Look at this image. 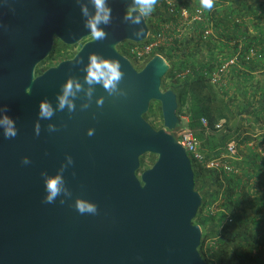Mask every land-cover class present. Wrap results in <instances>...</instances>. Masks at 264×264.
I'll list each match as a JSON object with an SVG mask.
<instances>
[{
  "label": "water",
  "instance_id": "95a60500",
  "mask_svg": "<svg viewBox=\"0 0 264 264\" xmlns=\"http://www.w3.org/2000/svg\"><path fill=\"white\" fill-rule=\"evenodd\" d=\"M107 5L111 22L98 25L107 36L95 40L85 27L95 15L90 0H0V108L7 107L18 130L6 139L0 128V264H211L198 250L201 227L193 223L202 196L191 159L173 134L180 124L176 94L162 89L169 62L155 53L135 68L117 45L146 37L144 17L140 24L124 19L139 15L134 0ZM90 35L72 57L36 73L54 38L74 43ZM92 54L119 63L117 92L86 83ZM70 78L81 85L69 97L75 111H60L57 97ZM44 100L53 108L51 119L38 117ZM151 101L160 104L159 128L143 116ZM50 124L58 131L49 132ZM144 153L156 158L139 172ZM66 155L74 160L63 173L71 196L44 203L41 172L56 175ZM23 157L31 163L22 164ZM77 199L96 204L98 213L80 214Z\"/></svg>",
  "mask_w": 264,
  "mask_h": 264
},
{
  "label": "trees",
  "instance_id": "16d2710c",
  "mask_svg": "<svg viewBox=\"0 0 264 264\" xmlns=\"http://www.w3.org/2000/svg\"><path fill=\"white\" fill-rule=\"evenodd\" d=\"M193 2L200 5L199 0ZM205 13L212 20V34L203 39L197 30L202 24H194L193 31L199 33L183 34L173 46L159 50L169 62L162 88L175 92L176 113L186 117L185 125L200 150L208 158L226 151L228 142L236 147L234 155L225 158L236 171L192 163L194 187L202 196L193 218L201 227L198 250L211 264H264V76H256V72L264 75V0H215L214 8ZM193 39L196 46L207 47L202 59L189 47ZM236 51V63L221 77L223 84L212 83L206 72L214 68L216 54L229 57ZM157 110L151 114L157 122L151 124L154 128L162 126L159 103ZM143 116L147 119L150 114ZM182 125L173 131L175 137ZM249 142L246 154L239 147ZM149 155L153 161L155 155Z\"/></svg>",
  "mask_w": 264,
  "mask_h": 264
},
{
  "label": "clouds",
  "instance_id": "9594fccd",
  "mask_svg": "<svg viewBox=\"0 0 264 264\" xmlns=\"http://www.w3.org/2000/svg\"><path fill=\"white\" fill-rule=\"evenodd\" d=\"M92 6L95 9V15L90 19H87L85 27L91 30V34L95 40H104L107 34L98 28V25H108L111 22V9L107 5V0H90ZM158 0H134V4L137 6L139 15L135 18L131 15H126L124 19L131 21L134 24H140L142 17H148L155 10ZM200 7L204 10L211 11L215 6V0H199ZM81 12L83 16L89 17V9L81 5ZM140 32L134 33L136 36H140ZM90 63L87 65L85 71V81L89 85L96 83H102L104 89L111 95L118 91L117 85L123 78V73L120 70V65L117 61L108 60L98 57L95 54L90 55ZM80 62V61H78ZM75 86V87H74ZM81 90V85L73 79H68L62 86V94L57 97L59 103L57 105L58 110L63 111L67 107L69 112L75 111V105L69 97H74L78 91ZM89 98L92 95L91 89L87 92ZM103 100H98L97 105L102 106ZM85 108L88 105H84ZM8 109L6 106L0 108V128L3 129V136L6 139L15 138L18 134V130L15 126V121L10 118L6 113ZM54 115L51 104L44 100L39 104V119H51ZM181 122V121H180ZM184 123V122H182ZM49 132L58 131L55 125H48ZM35 135H40V126L37 123L35 126ZM88 136L94 135V129H89ZM66 163L62 164L57 174L54 176L48 175L47 172H41V176L44 178L45 192L44 203H54L56 198L63 193L66 196H71V192L65 186V180L63 173L67 170L69 165H74L72 156L66 155ZM22 164L28 165L31 163L28 157L22 158ZM64 203L63 200L60 201ZM74 207L80 214L96 215L98 213L97 205L87 202L82 199H77Z\"/></svg>",
  "mask_w": 264,
  "mask_h": 264
},
{
  "label": "built area",
  "instance_id": "2783aa9c",
  "mask_svg": "<svg viewBox=\"0 0 264 264\" xmlns=\"http://www.w3.org/2000/svg\"><path fill=\"white\" fill-rule=\"evenodd\" d=\"M155 8V12L159 11L157 21L149 28L146 37L138 42L133 41L127 48L130 59L136 66H142L155 53L163 56L159 50L173 46L183 34L193 35L199 33L193 31L194 24H202V28L197 30L202 33L203 39L213 33L211 18L193 0H189L187 4L181 3L179 0H158ZM222 53L218 52L216 54L214 68L206 72L209 80L219 85L223 84L221 77L227 72L228 66L234 65L238 57L237 51L229 57H225ZM252 54L253 51H250L249 55ZM201 122L206 125L205 118H202ZM183 124L176 131L178 137L175 138L185 148L194 165L223 172L236 171L233 165L225 160L227 156H232L236 152L234 142L226 144V151L207 158L200 150V144L192 130L185 125V122ZM219 126L220 124H216V127ZM226 220L230 221L228 215Z\"/></svg>",
  "mask_w": 264,
  "mask_h": 264
},
{
  "label": "flooded vegetation",
  "instance_id": "af4514ba",
  "mask_svg": "<svg viewBox=\"0 0 264 264\" xmlns=\"http://www.w3.org/2000/svg\"><path fill=\"white\" fill-rule=\"evenodd\" d=\"M130 10L131 9H126L125 10V14H128ZM155 11H156V8H155V10L152 12V14L150 16H148L146 18L144 17V20L146 22V25L148 27V30H150L149 28H151L154 25V23L157 21V14H159V11H157V12H155ZM147 33H148V31H147ZM89 38H91V35L90 36L81 37L79 40H77L74 43H65V42H62L61 40H59L58 38H54L53 43H52V46H51V48H50V50H49L48 55L46 56V58L49 55H52V57L53 56H56V55L57 56H62V57H60V59L57 62H59V61H61L63 59L70 58L79 49V47L81 46V44L83 42H85L86 40H88ZM132 43H133V41H131L129 39H125V40H122L121 42L118 43L117 48H118V51L121 54H123L126 57H128L129 60L133 63V61L130 59V56H129V53H128V50H127V48L129 47V45L132 44ZM55 64H52V65H55ZM134 67L137 68V69L140 68L139 66H136V65H134ZM175 129L173 131H175Z\"/></svg>",
  "mask_w": 264,
  "mask_h": 264
},
{
  "label": "rangeland",
  "instance_id": "374dc122",
  "mask_svg": "<svg viewBox=\"0 0 264 264\" xmlns=\"http://www.w3.org/2000/svg\"><path fill=\"white\" fill-rule=\"evenodd\" d=\"M201 43H204L203 41H201ZM203 47V48H202ZM195 48H198L199 50L195 51L194 49ZM190 49L195 52V56L197 57V59H202L203 56H204V53H206L207 50V47H204V44H200V46L197 44V46L195 45V41L193 43H191V47ZM60 57L62 56H53L52 58H45L44 61L40 62L37 67H36V73L38 72H41L42 70H44L46 67L52 65V64H55L59 59ZM216 92V89L214 87L211 86V92ZM217 97H218V94H217ZM157 104H158V101H151L150 102V106H149V109H148V113L150 114V116L147 117V121L150 123V124H157V122L153 119V116L151 114L155 113V114H158V110H157ZM180 119L181 122H185L184 120V117L180 116ZM180 122V123H181ZM180 125V124H179ZM177 125V127L179 126ZM217 138V137H216ZM233 142V141H231ZM230 143V142H228ZM227 143V144H228ZM144 157L142 158V161H140V169H139V172L141 171V169L143 168H146L148 166H150V164H152V162L155 160L152 161V157L149 155V153H144L143 154ZM156 158V156H155ZM141 160V159H140Z\"/></svg>",
  "mask_w": 264,
  "mask_h": 264
},
{
  "label": "crops",
  "instance_id": "0c3cea01",
  "mask_svg": "<svg viewBox=\"0 0 264 264\" xmlns=\"http://www.w3.org/2000/svg\"><path fill=\"white\" fill-rule=\"evenodd\" d=\"M194 41H196V40L193 39V42H194ZM193 42H191V43H193ZM191 43H190L189 47H191ZM195 44H196V42H195ZM260 73H261V72H260ZM260 73L256 72V76H257V74H258V77H259V78H263L264 75H261ZM184 120H185V123H186V117H184ZM257 130H258V129H257ZM257 132H258V131H257ZM257 132H256V133L251 132V133H253V136H256ZM251 143H252V142H249L248 144L240 145L239 148H240V149H241V148H245L246 151H244V152H246V154H249L250 151L247 149V146H245V145H248V146H249V145H251ZM256 149H257V148H256ZM258 150H259V148H258Z\"/></svg>",
  "mask_w": 264,
  "mask_h": 264
}]
</instances>
